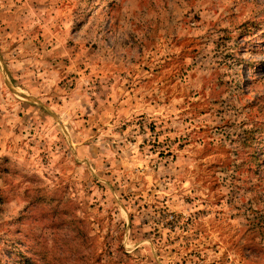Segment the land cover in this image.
I'll return each instance as SVG.
<instances>
[{
    "label": "rangeland",
    "instance_id": "obj_1",
    "mask_svg": "<svg viewBox=\"0 0 264 264\" xmlns=\"http://www.w3.org/2000/svg\"><path fill=\"white\" fill-rule=\"evenodd\" d=\"M0 264H264V0H0Z\"/></svg>",
    "mask_w": 264,
    "mask_h": 264
}]
</instances>
